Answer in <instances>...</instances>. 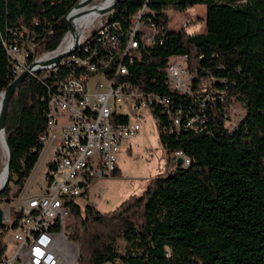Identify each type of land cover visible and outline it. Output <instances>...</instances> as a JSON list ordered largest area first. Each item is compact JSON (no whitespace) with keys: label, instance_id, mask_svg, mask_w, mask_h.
I'll return each instance as SVG.
<instances>
[{"label":"trees","instance_id":"trees-1","mask_svg":"<svg viewBox=\"0 0 264 264\" xmlns=\"http://www.w3.org/2000/svg\"><path fill=\"white\" fill-rule=\"evenodd\" d=\"M77 1L0 0V91L19 72L7 46L23 44L26 65L59 49L69 31L63 16ZM197 4L205 6L203 31L170 26L169 9ZM138 13L157 32L146 41L137 30L138 45L116 55L104 71L113 76L121 60L127 66L122 79L168 98L167 105L150 106L167 163L140 195H128L111 210L100 211L89 200L83 207L71 203L67 236L77 244L74 264H264V0H117L102 22L123 48ZM98 45L87 39L54 67L27 74L13 92L4 126L8 180L0 202L18 193L39 158L48 92L76 66L67 60ZM179 54L187 55L191 92L167 83L168 60ZM233 102L243 114L229 124ZM177 110L179 124L173 120ZM128 119L118 112L111 118ZM176 149L187 164L171 160ZM15 223L0 224V257L6 250L2 232ZM121 237L124 252L117 247Z\"/></svg>","mask_w":264,"mask_h":264},{"label":"built area","instance_id":"built-area-1","mask_svg":"<svg viewBox=\"0 0 264 264\" xmlns=\"http://www.w3.org/2000/svg\"><path fill=\"white\" fill-rule=\"evenodd\" d=\"M174 10L180 16L173 22L170 18V26L186 28L191 22L190 17L185 18V9H171ZM131 27L123 48L122 41L111 29L94 26L81 39L94 38L99 45L87 48L88 54L84 56L73 54L67 61L76 66L48 92L46 127L40 134L42 148L39 158L18 193L11 198V203L5 199L0 202L3 223L11 225L16 222L10 227L15 246L10 255L4 253L0 257V264H68L70 256L75 259L76 243L66 232L71 203L83 207L90 185L97 178L112 175L119 167L118 153L124 141H129L127 146L130 149L136 145L133 138L140 122L138 118L131 119L127 111L120 110L122 102L127 101L135 117V107H150L154 102L161 103V106L168 104L167 97L140 90L122 79L119 73L125 74L127 66L121 60L113 66V76L104 71L111 66L116 55L124 56L130 48L138 45L137 30H141V37L146 41H151L157 32L154 24L140 21L139 13L134 16ZM7 49L17 60V70H22L25 67L21 61L26 54L25 46L10 44ZM186 62V54L169 58L166 74L172 90L191 92L192 75ZM97 73H102L110 82L105 91L100 90L103 87L101 80L95 83L96 90L91 91L89 80ZM114 112L127 114L128 121L111 120ZM179 112L177 110L173 117L175 124L181 122ZM232 127L230 125V129ZM178 157L176 149L171 153V160L177 162ZM181 162L185 164L182 158ZM41 168L46 170L41 178L36 179ZM91 202L96 207L95 202Z\"/></svg>","mask_w":264,"mask_h":264},{"label":"rangeland","instance_id":"rangeland-1","mask_svg":"<svg viewBox=\"0 0 264 264\" xmlns=\"http://www.w3.org/2000/svg\"><path fill=\"white\" fill-rule=\"evenodd\" d=\"M104 0H92L91 5L98 4ZM194 5L192 7L185 8V18H189L191 22L186 28L189 31L199 32L204 30V6ZM173 10V9H172ZM112 11V10H111ZM111 11L105 14H99L98 17L93 21L92 25L89 26L84 33L81 35L85 36L94 26L98 25V28L102 26V15H107ZM171 22L177 19L180 14L179 12H172L169 9ZM83 39V38H82ZM20 58V57H19ZM22 63H25L23 58ZM26 65V64H24ZM189 73L191 72L186 62ZM101 80L103 87L101 91H105L110 82L105 78L102 73H97L92 76L89 80L91 84V91L94 92L95 83ZM132 108V107H131ZM128 106L127 101H123L120 110H125L130 114L131 119L138 118L140 122V128L136 132L133 141L136 145H132L130 149L127 145L129 141H124L121 144L120 151L118 153L117 164L119 166V173L117 175H109L106 177L97 178L89 187L84 200L94 201L96 207L100 211H108L115 208L123 199L128 195L135 193L140 195L150 178L157 176L163 171L164 166L167 163V152L159 138V128L156 123V117L150 107L141 105L135 107L134 111L137 114L136 117L133 114V110ZM230 122L232 124L243 114L242 105L238 102H233L229 107ZM51 153V152H50ZM48 154L47 158L49 157ZM46 158V159H47ZM45 159V160H46ZM7 160V151L2 144H0V186L2 182V174L5 171V163ZM46 168L40 170L36 179L42 177V173L45 172ZM8 180V177H7ZM6 180V182H7ZM5 182V183H6ZM12 200L7 201L11 203ZM6 205V202L3 203ZM13 214V208H11ZM71 217L67 215L66 218V232L70 230ZM12 228H8L2 232V238L6 243L5 255H10L15 246V241L12 238ZM127 246V242L124 238H119L117 241V247L120 252H124ZM74 253H77V244L74 246ZM73 256L68 258V264H74ZM106 264H111L106 262ZM115 264H122L119 260Z\"/></svg>","mask_w":264,"mask_h":264},{"label":"water","instance_id":"water-1","mask_svg":"<svg viewBox=\"0 0 264 264\" xmlns=\"http://www.w3.org/2000/svg\"><path fill=\"white\" fill-rule=\"evenodd\" d=\"M90 1H92V0H78L66 12V14L63 16V19L65 20V22H66V24L68 26V30H72L73 29V25L70 22V19L68 18V14L72 10V8H74V7L78 6V5H81L82 3L87 4ZM116 2H117V0H112L106 6L99 8L98 9L99 13L100 14H105V13L111 11L114 8ZM80 40H81V35L77 34V35H75L73 44L70 47H68L67 49H65L64 51L56 53L55 55H53V56H51V57H49L47 59H41L40 58L44 53L41 54L40 56H38L37 58L33 59L28 65H26L22 70H20L17 73V75L4 87V89H2L0 91V95H1V100H0V131L3 134V142H4V144H5L6 148H7V160H6V163H5V166H4V168L6 170V173H7V177H8V165H9V148H8L7 143H6L5 136H4V126H5V119H6L8 103H9V100H10L13 92L20 85V83L22 82V80L24 79V77L27 74H29V73H31L33 71L41 70V69L52 68L54 65H56L60 61V59L62 57L66 56L67 54L72 52L75 48H77L79 43H80ZM50 51H52V50H50ZM47 52H49V51H47ZM177 161L180 162L181 161V157H178ZM6 180H7V178H6ZM5 182L0 186V190L4 187ZM2 215H3V209H2V207L0 205V224L3 223Z\"/></svg>","mask_w":264,"mask_h":264},{"label":"bare ground","instance_id":"bare-ground-1","mask_svg":"<svg viewBox=\"0 0 264 264\" xmlns=\"http://www.w3.org/2000/svg\"><path fill=\"white\" fill-rule=\"evenodd\" d=\"M111 1L112 0H104L98 4H95V5H91L90 4L91 1H90L87 4L82 3L81 5L74 7L71 10L70 16H69L70 22L73 25V29L69 30L68 33L65 35L64 39L62 40V42L60 44L59 49H57L55 51L47 52V53L43 54L40 58L41 59H47V58L55 55L56 53L64 51L65 49L70 47L74 42L75 35H77V34L82 35L84 33V31L89 26H91L93 21L98 17V15L100 14L98 9L106 6ZM78 10H79V13H78ZM79 16H80V18H79ZM99 29H104V25L102 24V26L99 27ZM87 39H89V38L81 39L78 46H80V45L82 46L87 41ZM175 90H178L181 92V89H175ZM0 100H1V95H0ZM0 144H2L7 151V148L3 142V134L1 131H0ZM179 155L183 159L185 164H187L189 162V160L184 156L183 152L179 151ZM6 178H7V173L5 170L4 173L2 174V182L3 183L6 181ZM74 261H75V259H74Z\"/></svg>","mask_w":264,"mask_h":264},{"label":"crops","instance_id":"crops-1","mask_svg":"<svg viewBox=\"0 0 264 264\" xmlns=\"http://www.w3.org/2000/svg\"><path fill=\"white\" fill-rule=\"evenodd\" d=\"M197 5H202V7L204 6L203 4H197ZM195 7H198V6H196V5H194ZM190 7H192V6H190ZM204 18H205V6H204Z\"/></svg>","mask_w":264,"mask_h":264}]
</instances>
